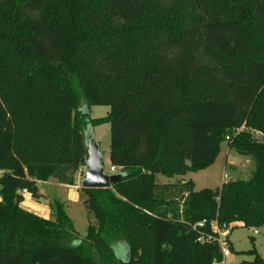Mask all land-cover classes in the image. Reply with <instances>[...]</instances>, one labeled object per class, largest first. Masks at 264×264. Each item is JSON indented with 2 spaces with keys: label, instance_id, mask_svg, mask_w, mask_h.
Listing matches in <instances>:
<instances>
[{
  "label": "trees",
  "instance_id": "1",
  "mask_svg": "<svg viewBox=\"0 0 264 264\" xmlns=\"http://www.w3.org/2000/svg\"><path fill=\"white\" fill-rule=\"evenodd\" d=\"M103 123L123 176L82 188L96 223L80 238L62 203L42 216L23 191L75 185L84 127ZM224 141L249 179L157 182L212 165ZM215 221L264 226V0H0V264H212ZM247 252L238 264H264Z\"/></svg>",
  "mask_w": 264,
  "mask_h": 264
},
{
  "label": "rangeland",
  "instance_id": "2",
  "mask_svg": "<svg viewBox=\"0 0 264 264\" xmlns=\"http://www.w3.org/2000/svg\"><path fill=\"white\" fill-rule=\"evenodd\" d=\"M82 112H90L91 117H103L110 111L109 105H94L89 108L87 105H82ZM85 135H93L95 140L100 146L104 156V165L110 171V124L103 123L97 126L84 127ZM256 137H260L255 133ZM83 167V166H82ZM254 168V162L249 157L239 154L227 145V141L221 144V149L215 162L198 171H191L183 176L167 177L163 174H158L157 182L159 184L169 183L172 195H178L179 191L187 188L185 180H193L195 182V189L199 190L205 187L212 189L220 188L225 181H234L238 179L247 180L251 177ZM81 172V177L85 174ZM79 176L77 182L79 183ZM39 189L44 193L41 202L44 207L49 209L48 217H55L54 203L60 202L63 204L66 212L74 221L75 228L80 238L85 237L88 231L89 223L95 224V218L88 213L85 207L84 200L86 193L82 189H75L73 186H67L58 182L56 179H50L46 182L39 183ZM53 206H52V205ZM222 233L228 236L233 251L229 259L238 264L243 260H252L253 255L247 251L252 250L254 247L257 252L264 258V226L262 227H246L240 223H236L232 228H224ZM257 231V232H256ZM119 249L117 248V251Z\"/></svg>",
  "mask_w": 264,
  "mask_h": 264
},
{
  "label": "water",
  "instance_id": "3",
  "mask_svg": "<svg viewBox=\"0 0 264 264\" xmlns=\"http://www.w3.org/2000/svg\"><path fill=\"white\" fill-rule=\"evenodd\" d=\"M88 156L82 159L85 175L81 179L82 188H111L123 176L110 173L104 165V156L93 135H86Z\"/></svg>",
  "mask_w": 264,
  "mask_h": 264
},
{
  "label": "built area",
  "instance_id": "4",
  "mask_svg": "<svg viewBox=\"0 0 264 264\" xmlns=\"http://www.w3.org/2000/svg\"><path fill=\"white\" fill-rule=\"evenodd\" d=\"M227 138L229 139V136H227ZM111 170L114 171L115 167H112ZM81 179H82V177H81V173H80L79 181H78L79 183H76L75 185H71V186H73L75 189H79L81 187ZM23 192L25 194L26 199L31 197L27 190H24ZM204 224H205V221H202V222H199L197 226L202 227ZM221 229H224V227H220L216 221L213 222L212 230L215 232V236L214 237H212V236L207 237L205 235H202L200 240H213L219 244L222 257L220 259L215 258L213 260L212 264H235L229 259V256L232 252L229 239L227 238V236L223 235V233H222L223 230H221Z\"/></svg>",
  "mask_w": 264,
  "mask_h": 264
},
{
  "label": "crops",
  "instance_id": "5",
  "mask_svg": "<svg viewBox=\"0 0 264 264\" xmlns=\"http://www.w3.org/2000/svg\"><path fill=\"white\" fill-rule=\"evenodd\" d=\"M83 171H84V167H82V172ZM67 186H71V185H67ZM40 193L42 194L41 198L43 199L45 195L41 191ZM41 201H42L41 199L40 201H37L33 197H30V198H27L25 202L22 203V205L23 207L29 209L30 211H33L35 213H38L39 215L48 217L49 209L47 207H44L43 204L40 203Z\"/></svg>",
  "mask_w": 264,
  "mask_h": 264
}]
</instances>
